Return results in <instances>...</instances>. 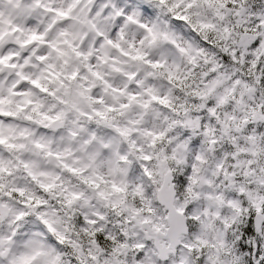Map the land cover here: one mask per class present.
Segmentation results:
<instances>
[{
    "label": "clouds",
    "instance_id": "clouds-1",
    "mask_svg": "<svg viewBox=\"0 0 264 264\" xmlns=\"http://www.w3.org/2000/svg\"><path fill=\"white\" fill-rule=\"evenodd\" d=\"M0 264H264V0H0Z\"/></svg>",
    "mask_w": 264,
    "mask_h": 264
}]
</instances>
